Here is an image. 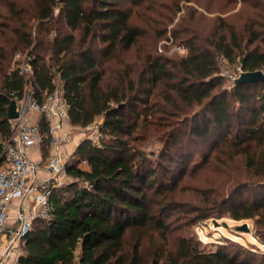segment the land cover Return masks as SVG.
Returning <instances> with one entry per match:
<instances>
[{"label": "trees", "instance_id": "obj_1", "mask_svg": "<svg viewBox=\"0 0 264 264\" xmlns=\"http://www.w3.org/2000/svg\"><path fill=\"white\" fill-rule=\"evenodd\" d=\"M170 1V5L159 0L8 2L0 22V155L10 134L12 94L21 97L27 83L18 72L9 73L17 51L31 58L35 91L53 90L59 76L70 125L85 128L102 119L98 142L85 138L70 155L66 173L71 181L52 190L51 219L33 220L16 264H264L259 247L229 238L207 244L193 235L175 234L168 219L182 211L181 203L171 197L177 179L167 182L159 172L166 160L181 177L193 155L190 149L180 155L183 150L212 138L214 160L239 162L242 169L252 171L253 185L249 196L235 189L223 196L220 187L213 188L208 199L211 212L195 209L194 220L224 215L234 221L253 220V237L264 246V80L229 88L223 85L218 64L220 59L243 72L264 71V14L246 23V38L223 23L225 31L202 39L184 21L178 25L182 41L172 44L183 46L186 55L166 52L171 43H161L156 56L147 55L137 82L123 69L119 76L116 73L115 86L102 83V63L121 65L123 52L153 24L162 25L148 12L166 8L169 15L161 16L166 21L177 0ZM134 9L142 11L144 27L132 21ZM32 19L37 22L34 36L29 28ZM18 44L24 51L17 49ZM150 101L161 116L179 113L176 117L184 120L187 109L199 108L185 129L167 135L157 159L138 145L139 131L152 125L146 121ZM45 143L49 148L46 140L42 146ZM178 154L180 160L175 158Z\"/></svg>", "mask_w": 264, "mask_h": 264}, {"label": "rangeland", "instance_id": "obj_2", "mask_svg": "<svg viewBox=\"0 0 264 264\" xmlns=\"http://www.w3.org/2000/svg\"><path fill=\"white\" fill-rule=\"evenodd\" d=\"M9 1L11 0H0V22H2L5 15H7ZM17 1L22 2L28 0ZM159 1H161L163 5H170L171 3L170 0ZM156 12L160 16L155 12H148V15H151L153 19L161 21L162 25L153 24V28L147 30V34L142 36L134 47L123 52L120 57L122 61L121 65L113 61L102 63V67L100 66V68L102 70L104 69L102 82L104 86H115L119 81L118 76L123 69H127V71H129V77L137 82L140 73L145 70L144 65L147 55L156 56L159 45L161 43L164 45V43L169 42L171 45L166 46V52H172L174 47H176L174 45L182 41L184 34L180 32L179 27H181L184 21L187 22L192 30H196L197 34L202 39L209 38L214 32L225 31V28L223 29V23L232 26L240 37L246 38L244 31L245 25L249 21H257L259 16L264 14V0H192L189 3L184 0H177L173 5L172 15L166 21L161 19L163 18L161 17L162 15H169L170 13L166 8H157ZM143 19L142 11L139 12L134 9L132 21L144 27L145 23ZM179 24L180 26L178 27ZM36 25L37 22L34 19L29 22V28L32 29V36H34ZM162 30H165L162 35H157L158 31ZM175 31L178 32V34H176L177 36H175L176 39L173 35ZM5 37L9 41L13 40L12 34L9 32H6ZM165 38H169V41H165ZM17 49L24 51L20 44H18ZM184 50L185 52L183 54L178 53L179 56L187 54L186 49ZM46 61L47 63L49 62L47 58ZM218 62L220 73L224 78L223 85L230 88L233 85V81L227 74L232 75L236 73V66L226 61H221L220 59H218ZM116 73H118V76H116ZM55 82L57 85H61L59 79H56ZM125 83L126 79L124 80V84ZM152 103L153 101H150L146 112V121L152 123V125L147 126L146 130L139 131L138 134L142 136L138 145H140L148 155L149 153H153V159H157L163 149V144L168 139L167 135L174 131L177 132L187 126L190 123L189 118L193 112L199 108L194 106L192 109H187L188 119L184 120L182 116L176 117L179 113L173 114L172 117L161 116L159 112H156L157 108L155 106L152 107ZM35 117L36 115L33 117V120ZM101 122L102 119L97 118L91 125L81 128L70 125L68 120L65 125V131L69 132L71 141H79L80 143L83 139L89 138L97 142L100 134L98 127ZM139 126H142L141 122ZM212 146V138H207L204 142L196 141L188 146L187 149L183 150L180 155L189 152L188 149L193 150L191 152L193 155L188 159L185 171L181 177H176V172L172 170L166 160L162 161L161 168H159L160 175H165V181L167 182L177 179V187L171 192V197L182 205V211L173 212L168 221L172 223V228L177 229L175 234L193 235L199 238L202 243H216L224 238H229L238 240L248 247H251V245H253V247H259L261 251H264V246L258 245L253 237V220L234 221L227 215H224L223 218L216 219V222L219 224L225 222L227 227L221 225L215 227L212 224V218L198 220L196 222L194 220L195 212L193 210L195 209H201L205 213L211 212L210 201L208 199L212 196L210 192L213 188L220 187L223 196H227L233 192L234 189L236 193L245 190L247 194H244V196H249L248 190H250L253 185L250 181L252 171L242 169V165L239 162L234 161L231 163L221 158L215 161L213 157L214 152L211 150ZM48 150V145L45 143L41 150L42 159L47 157ZM180 155L178 154L175 156L176 160H180ZM32 157L37 160L36 153H33ZM69 157H67V159H69ZM42 174H44V172L38 173L39 177L42 176ZM70 181L71 178L67 177L64 185ZM243 224L248 225L250 229L249 233H240L235 230L236 227L242 226Z\"/></svg>", "mask_w": 264, "mask_h": 264}, {"label": "built area", "instance_id": "obj_3", "mask_svg": "<svg viewBox=\"0 0 264 264\" xmlns=\"http://www.w3.org/2000/svg\"><path fill=\"white\" fill-rule=\"evenodd\" d=\"M184 49L178 45L172 52L183 54ZM30 59L28 54L17 51L9 69V73L16 71L24 76L27 83L21 97L12 94L17 117L10 120V134L0 155V264H16L20 245L33 220L51 219L52 190L64 185L67 179L68 159L59 148L72 142L65 131L69 106L62 84L57 85L56 80L53 90H34ZM236 69V73L227 74L232 81L243 72L240 67ZM45 140L50 146L47 157L42 159L41 146ZM33 153L37 154V160L33 159ZM40 172L46 177H39Z\"/></svg>", "mask_w": 264, "mask_h": 264}, {"label": "water", "instance_id": "obj_4", "mask_svg": "<svg viewBox=\"0 0 264 264\" xmlns=\"http://www.w3.org/2000/svg\"><path fill=\"white\" fill-rule=\"evenodd\" d=\"M264 80V73L261 70H257L254 72H242L239 77L233 80V85H240V84H245V83H256L259 81ZM16 104L14 100H11L8 106V119L12 120L17 117L16 113ZM78 146V145H77ZM1 160V158H0ZM212 224L216 226H224L227 227V224L225 222H222L221 224L217 223L216 220L212 221ZM238 232H243V233H249L250 229L247 224H243L242 226H238L235 229Z\"/></svg>", "mask_w": 264, "mask_h": 264}, {"label": "crops", "instance_id": "obj_5", "mask_svg": "<svg viewBox=\"0 0 264 264\" xmlns=\"http://www.w3.org/2000/svg\"><path fill=\"white\" fill-rule=\"evenodd\" d=\"M79 144V141L76 142V141H72L71 143L69 144H65V145H62L60 148H59V151L63 154V156L65 157H69L72 152L75 150V148L77 147V145ZM38 158V157H37ZM42 178H45L46 175L45 174H42L41 176Z\"/></svg>", "mask_w": 264, "mask_h": 264}]
</instances>
